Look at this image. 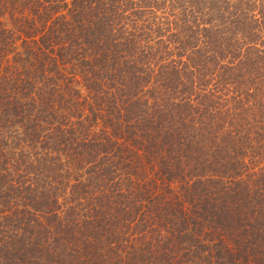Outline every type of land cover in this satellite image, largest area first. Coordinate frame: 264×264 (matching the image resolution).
Here are the masks:
<instances>
[{
    "label": "trees",
    "instance_id": "trees-1",
    "mask_svg": "<svg viewBox=\"0 0 264 264\" xmlns=\"http://www.w3.org/2000/svg\"><path fill=\"white\" fill-rule=\"evenodd\" d=\"M0 264H264V0H0Z\"/></svg>",
    "mask_w": 264,
    "mask_h": 264
}]
</instances>
